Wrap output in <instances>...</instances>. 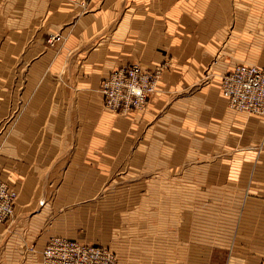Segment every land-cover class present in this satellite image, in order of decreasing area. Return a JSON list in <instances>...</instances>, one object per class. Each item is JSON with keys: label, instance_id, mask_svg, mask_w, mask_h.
I'll return each instance as SVG.
<instances>
[{"label": "crops", "instance_id": "obj_1", "mask_svg": "<svg viewBox=\"0 0 264 264\" xmlns=\"http://www.w3.org/2000/svg\"><path fill=\"white\" fill-rule=\"evenodd\" d=\"M134 63L169 67L142 111H103L102 79ZM239 64L264 69V0H0V180L17 193L0 264H41L54 236L118 264H264V116L220 94Z\"/></svg>", "mask_w": 264, "mask_h": 264}, {"label": "built area", "instance_id": "obj_2", "mask_svg": "<svg viewBox=\"0 0 264 264\" xmlns=\"http://www.w3.org/2000/svg\"><path fill=\"white\" fill-rule=\"evenodd\" d=\"M61 35L51 36L53 46ZM158 69L144 71L138 64L115 68L101 82L99 93L104 111L126 115L142 111L155 91ZM220 94L229 109L250 116H264V69L239 64L220 78ZM17 193L0 180V224L14 215ZM41 264H117L116 257L98 245L62 237H51L40 252Z\"/></svg>", "mask_w": 264, "mask_h": 264}, {"label": "rangeland", "instance_id": "obj_3", "mask_svg": "<svg viewBox=\"0 0 264 264\" xmlns=\"http://www.w3.org/2000/svg\"><path fill=\"white\" fill-rule=\"evenodd\" d=\"M55 35H61V34H55ZM51 36H54V35H49L48 36V39H47V45H48V47L49 48H55V47H57V46H59L60 44H62L63 42H64V37L62 36V41L60 42V43H58V44H54L53 46H51L50 44H49V39H50V37ZM134 64H138L144 71H147V72H149V71H152V70H154V69H158V71H159V76H158V79H157V82H156V89H157V86H158V82H159V80H160V78H161V76H162V73H163V71H164V69H166V68H168L169 67V64L168 63H164L163 65H161V66H159V67H156V68H151V69H144L139 63H134ZM110 74V73H109ZM108 74V75H109ZM104 79V78H103ZM102 79V80H103ZM208 81H210V76L209 75H207V74H205L204 76H203V79L201 80V84L203 85V84H207V82ZM102 82V81H101ZM156 89H155V91L152 93V94H154L155 92H156ZM151 94V95H152ZM150 95V96H151ZM150 96L147 98V104H148V102H149V98H150ZM228 107V106H227ZM104 111V110H103ZM106 112V111H105ZM130 113V112H129ZM114 115H116V114H114ZM127 115V114H126ZM117 116H124V115H117ZM4 183V182H3ZM6 184V183H5ZM7 185V184H6ZM8 186V185H7ZM9 187V186H8ZM10 188V187H9ZM15 191V190H14ZM16 192V191H15ZM17 201V200H16ZM16 204V203H15ZM14 210H15V207H14ZM14 216V215H13ZM12 220V219H11ZM10 220V221H11ZM9 223V222H8ZM8 223H6V224H8ZM55 237V236H54ZM49 238H51V237H49ZM48 238V239H49ZM62 238H64V237H62ZM68 239H70V238H68ZM73 240V239H72ZM78 241V240H77ZM79 242H81V241H79ZM84 243V242H83ZM90 245H98V246H101V247H103V248H105V249H108L109 250V248L108 247H105V246H103V245H101V244H90ZM111 253H112V251L111 250H109ZM115 257H116V259H117V256L114 254V253H112ZM117 264H118V259H117Z\"/></svg>", "mask_w": 264, "mask_h": 264}]
</instances>
